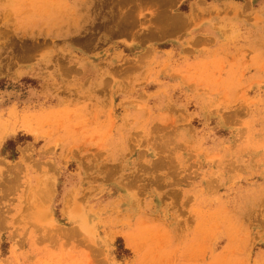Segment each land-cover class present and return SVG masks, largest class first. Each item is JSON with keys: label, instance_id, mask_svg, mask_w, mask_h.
<instances>
[{"label": "rangeland", "instance_id": "1", "mask_svg": "<svg viewBox=\"0 0 264 264\" xmlns=\"http://www.w3.org/2000/svg\"><path fill=\"white\" fill-rule=\"evenodd\" d=\"M0 264H264V0H0Z\"/></svg>", "mask_w": 264, "mask_h": 264}]
</instances>
